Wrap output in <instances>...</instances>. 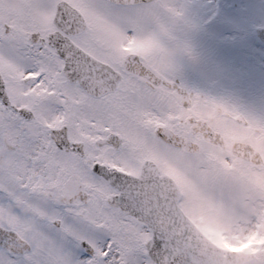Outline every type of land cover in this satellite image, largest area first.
<instances>
[{"label": "snow or ice", "instance_id": "6c2138e0", "mask_svg": "<svg viewBox=\"0 0 264 264\" xmlns=\"http://www.w3.org/2000/svg\"><path fill=\"white\" fill-rule=\"evenodd\" d=\"M196 27L171 0H0V264H264L189 219L207 173L264 171L225 138L264 139V110L178 81Z\"/></svg>", "mask_w": 264, "mask_h": 264}, {"label": "flooded vegetation", "instance_id": "af4514ba", "mask_svg": "<svg viewBox=\"0 0 264 264\" xmlns=\"http://www.w3.org/2000/svg\"><path fill=\"white\" fill-rule=\"evenodd\" d=\"M238 12L244 15L247 13V11ZM252 12V15L249 16L251 17V20L246 21L242 26L243 30L247 33L246 39H248V41L243 43L241 46L242 54L245 57L238 58L237 65H239L243 60H245V58L248 57L249 53L246 50L250 49L255 50L254 54L251 53V55L253 54L255 56L253 57V65L255 66V68L257 66L264 67V41H262L256 35L257 27H264V10L258 9ZM221 17L227 18L228 15L224 14L221 15ZM246 17L248 18V16ZM219 42V46L217 44L216 46L215 43L212 44L216 49V54L218 56L221 55L220 50L223 49L225 41L222 37H219ZM224 55L226 56V64H229L231 66V53L227 54L226 47H224ZM220 59L222 60L224 59V57H221ZM246 60L248 61L247 65L249 66L250 58H247ZM176 66L178 81L182 83L184 87L205 96L226 100L243 108L257 111L264 110V86H260L259 83L255 82V84L257 85V88L255 89L249 88L248 85H243L242 89H220L212 84L211 88L207 90L204 82L207 80H210L211 83L215 82L216 77L219 74H211L210 77L206 74H202L200 63L189 58L176 57ZM252 70L253 68L249 69V72H251ZM262 71L264 74V68L262 69ZM225 138L227 140L226 147L229 150L231 149L232 144L237 141L253 143L257 150L264 148V139L254 137L251 134L241 135L237 134L235 131L226 130ZM216 171H218L217 168L213 170V173H216ZM225 171L227 175V178L225 180L215 174H213V176H215L216 179L223 180L225 184H229L231 189H233L237 193L247 194L250 191L254 192L256 190H258V192L264 193V171H257L242 158L238 159L234 165H226ZM260 238L261 236H255L254 244L251 248L247 249V251L252 252V254L261 251L264 244H258Z\"/></svg>", "mask_w": 264, "mask_h": 264}, {"label": "rangeland", "instance_id": "374dc122", "mask_svg": "<svg viewBox=\"0 0 264 264\" xmlns=\"http://www.w3.org/2000/svg\"><path fill=\"white\" fill-rule=\"evenodd\" d=\"M224 3L219 7L230 8L235 1H238V5L241 8L243 1L241 0H223ZM241 1V2H240ZM260 9L264 10L263 0ZM176 6H185L186 12H190L192 6L196 5L197 10L201 13V16L208 15L218 9V0H171ZM252 1H248L243 4L244 8L252 10ZM190 8H188V6ZM195 7V6H194ZM196 10V8L194 9ZM229 16L225 19L230 20L238 19L241 17L233 15L232 12H228ZM227 25L224 23V18L220 22L218 32L225 34L229 32ZM234 35V34H232ZM255 52V51H254ZM183 57L188 58L185 54ZM201 55V54H200ZM224 170V167L221 170ZM223 176H226L224 171H221ZM209 174H213V171L207 173V178L204 187L197 188L195 186L188 187L189 193V212L199 219L200 226L207 232L213 233V238L216 242L224 246L228 245V241L237 243L241 241L245 236V225L251 217V211L254 205L252 201L246 200L245 196L241 199L239 193L230 189L223 180L216 179L214 176L210 177ZM215 174V173H214ZM239 227V228H237ZM208 233V232H207ZM229 238V239H228ZM233 238V239H232ZM228 240V241H227Z\"/></svg>", "mask_w": 264, "mask_h": 264}, {"label": "water", "instance_id": "95a60500", "mask_svg": "<svg viewBox=\"0 0 264 264\" xmlns=\"http://www.w3.org/2000/svg\"><path fill=\"white\" fill-rule=\"evenodd\" d=\"M261 34V33H260ZM262 35V34H261ZM197 232L199 233L200 236V246H201V251H215L219 250L220 252H223L222 249L218 248L215 244H213L211 241H209L197 228ZM242 262V260H241Z\"/></svg>", "mask_w": 264, "mask_h": 264}]
</instances>
